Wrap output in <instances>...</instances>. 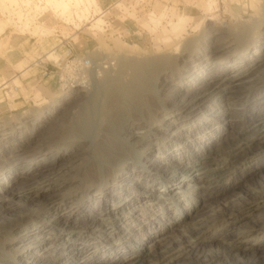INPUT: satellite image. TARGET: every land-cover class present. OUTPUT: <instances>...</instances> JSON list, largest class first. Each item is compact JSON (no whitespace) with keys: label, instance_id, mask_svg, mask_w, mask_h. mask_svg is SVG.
Segmentation results:
<instances>
[{"label":"bare ground","instance_id":"bare-ground-1","mask_svg":"<svg viewBox=\"0 0 264 264\" xmlns=\"http://www.w3.org/2000/svg\"><path fill=\"white\" fill-rule=\"evenodd\" d=\"M68 1L74 4L73 8L82 7L86 13H90L94 5V0ZM52 3L55 6L56 0ZM212 4L204 5V10H213ZM249 4L262 17L259 26L264 34V2L251 0ZM172 12L178 21L172 27V36L177 39L183 30L178 27L181 16L176 9ZM141 24L150 25V33L155 34L160 21L151 13ZM215 31L207 28L196 44L175 46L168 55L124 61V66L129 67L134 78L122 84L111 82L113 72L110 68H101L97 60H90V80H96L97 86L101 82L97 81L98 78L105 80L107 89L111 88L108 99L99 106L94 118L82 120L84 122L78 132L74 130L75 125L71 127L79 135V141H60L64 143V152H71L82 144L89 131L95 129L88 141V169L85 167L83 174L78 173L82 178H76L79 175L75 173V176L59 182L46 179L54 169L55 163L51 161L59 154L58 144L55 143L56 148L52 149V142L42 144L39 138L30 142V137H25V124L21 121L17 128L9 123L0 125V194L10 195L3 208L19 207L28 214L12 219L18 220L17 223L9 220L7 230L0 232L3 237L0 240V264H88L93 259L101 260L102 264H169L182 256L188 257L187 264L199 261L213 264L219 258L218 251L212 252L208 258L207 252L204 255L203 249L198 250L203 243L217 239L216 233L206 235L208 228L202 227L206 223L204 220L210 218L217 227L224 224L228 229L248 216V211H264V71L256 74L258 68H244L264 62V42L257 47L256 39L249 40L245 35L236 34L237 45L243 46L241 54H236L238 57L227 55V59L214 63L222 67L223 74L210 78L213 64L207 63L208 57L222 58V55L237 49H232V41H226L223 35L213 38ZM169 40H163L165 48L171 47ZM252 48L254 50L251 51ZM190 68L194 72L184 75ZM233 70L236 71L233 73ZM173 79L179 81L178 86L171 88L164 98L160 97ZM80 86L85 88L86 82L71 86L65 95L53 102L47 116H38V121L47 120L60 105L81 96L83 90L75 88ZM180 94L182 97L172 103L171 99ZM47 127L53 131L51 125ZM18 131L23 136L20 140L14 139ZM64 133L60 136L64 137ZM245 134L248 135L244 137ZM174 141L179 142L182 148L175 149ZM31 143L40 145V154L30 157L33 168L28 173L29 168L22 171L17 168L29 155L27 150ZM153 146H158L154 156L151 155ZM55 151L56 154L50 155V161L46 162L43 156ZM138 165L141 166L139 172L136 169ZM257 170H260L258 185L254 180L256 186H251L248 178L245 181L250 185L244 183V179L241 181ZM186 173L189 175L185 177ZM167 174L172 177L165 182ZM175 177L180 178L175 180ZM157 178L162 179L158 190L155 188ZM43 181L53 183H48L45 189H37L36 186ZM15 182L19 185L11 189ZM32 187L36 189L31 191ZM63 187L68 190L60 193L59 189ZM198 190L208 194L209 202L200 204V207L195 199ZM214 192L217 196L228 193L224 196L223 205L216 209L209 207L216 200H213ZM78 194L80 198L63 210L66 201ZM217 200L214 202L220 201ZM208 207L210 211H207ZM254 220V225L244 229L240 225L242 229L233 231L232 227L230 234L220 239L217 245L231 250V254L236 250L239 253L236 260L242 264L243 258L249 255L245 244L248 234L257 230L264 234V217ZM184 221L187 223L182 226ZM61 226L69 227L74 235L84 226L90 227L95 235L104 234L105 240L110 239L111 244L102 251L95 245V251H92L88 241L91 236L85 234L78 244V237L75 240L63 237L60 245L55 247L56 231ZM46 229L47 235L43 237ZM183 231L188 235L185 236ZM175 234L183 238L182 245L180 241H173L180 246L172 248ZM33 245L32 250L35 251L31 252ZM141 250L144 253H139ZM143 254L147 255V261L140 259ZM253 254L252 258H246L247 261L264 264V252L256 248Z\"/></svg>","mask_w":264,"mask_h":264},{"label":"rangeland","instance_id":"rangeland-1","mask_svg":"<svg viewBox=\"0 0 264 264\" xmlns=\"http://www.w3.org/2000/svg\"><path fill=\"white\" fill-rule=\"evenodd\" d=\"M52 1L54 0H0V35H2L5 31L6 33H11L13 39L15 40V46L13 45L14 49H18L20 38H33L35 40L38 38L43 39L60 36V38L70 37L71 40V51L65 55H59L55 52V50H50L43 52L42 56L38 58L39 55L34 51L32 56L35 59H31L33 66H39L42 63L40 66L43 67L39 66L37 68H29V70H32L22 77L18 76L17 78L15 77L16 74L14 73L17 69L21 68H0V77L3 79H9L7 85L5 82L0 84V125L9 123L10 125H13L17 128L19 126V122L21 121V123L25 124V137H30V142L39 139L43 142L42 144H44V142H46V144L48 142H52V149L56 148V145H54L55 143L58 144L59 154L56 155V158L53 161H51L52 163H55L54 169L52 170V174H50V176L48 175L45 177L46 179H51V181L59 182L62 179L68 178V176H75V173L76 176L79 175L78 173L83 174L84 169L88 167L87 165L90 161L88 141L89 137L92 136L93 131L95 130L94 128L89 131L90 133L87 136L88 138H83L85 140H83L82 144L79 145L75 150L67 153L63 150L65 148L63 142L66 141L73 143L75 141H79V135L75 134L76 131H73V126L75 125L74 127L76 128L74 130L77 129L78 132L83 122L87 120L86 118H90L91 116L94 118V116H96L99 111V106H101V104L106 102L108 99V91L111 88L107 89L105 80L98 78L97 81H101L99 86L96 85V80H90V69L92 68L90 60H97L101 68H106V66L110 68L113 72L111 82L114 81V84L130 82L134 78V74L130 69H128V66H124V61H129L134 58L138 59L139 57L151 59L156 58L157 56L160 57L161 55H168L174 51L173 49L175 46L183 47L184 44L187 43L196 44L203 32L207 28L211 27V29L218 31L214 32L215 34L213 38H218L223 35L226 41H232V49L237 47V49L234 50L235 52L227 53L225 56L222 55V58H214L213 56L208 57L207 63L213 64L210 78H213L215 75L217 78L223 74V71H221L222 67L219 68L215 64L219 63L221 60L227 59L226 57L229 55H236L238 53L241 54L243 46L241 47L236 43V39L240 34L247 36L250 38L249 40L256 39L257 42L255 46L257 47L262 45L264 42L262 39L264 34L263 31H261V27L259 26L260 22H262V17L257 14L256 8L252 9L250 4L248 5L251 0H94V5L91 8L90 13L84 12L82 7L73 8L74 4L69 3L68 0H56L55 6ZM66 2L69 5H67ZM261 2H264V0H261ZM208 3H213V10H204L203 6ZM258 5L260 6V4ZM173 9L178 10V14L181 16V24H179L178 27L183 29L181 30V34H179L177 39L172 36V27L178 23L177 18L173 16ZM216 10L217 12H215ZM151 13L155 14L160 21L158 31L155 34L150 33V25L146 26L141 24V21L145 20L146 17ZM208 19L211 21H208ZM238 23L241 24L239 25ZM256 26L258 27L256 28ZM242 27L244 28L242 29L243 31L241 30ZM252 31L254 33H251ZM243 32L247 34L250 33V35H247ZM236 34H238V36ZM234 37L235 39L233 40ZM165 39L171 40V47L165 48L164 44L162 43L165 41ZM252 50H254V48H252L251 51ZM235 57H238V55ZM244 68H258L257 70L255 69L257 71L256 74H260L264 71V62H260L258 64L253 63ZM259 68L262 69L260 70ZM235 71L236 70H233V73ZM193 72L194 71L190 68L187 70V72H185L184 75H191ZM128 74L131 77H129ZM82 81L86 82L85 88L84 86L75 87L77 90H83L81 96L75 98V100L72 99L73 101L70 100L67 104L60 105L57 111L48 117L47 120L42 119V121H38V116L48 115V113L52 110L53 102L57 98L65 95V93L70 90L71 86L81 85V83H83ZM178 82V80L173 79L172 83H168L167 87L162 90L160 97L164 98L169 93L171 88L178 86ZM85 94L87 97H83ZM181 97L182 94L175 95L171 99V102H174V100L180 99ZM232 107H234V105L230 106L229 109ZM93 120L94 119H92V123H94ZM50 125L53 127V131H50V128L47 127ZM67 129L73 132L66 131ZM62 133H64V137L60 136ZM246 135L248 134H245L244 137H246ZM22 137L23 136L19 133V131L15 132L14 139L20 140ZM172 144L173 146L175 145V149L182 148L180 146L181 144L177 141H174ZM39 148V144L36 145L35 143H31L29 150H27L30 151L29 155L24 162L19 163L17 169L22 171L29 168L28 173H30L33 168V163L30 157L36 155L37 153L40 154ZM153 149L154 150L151 155L154 156L157 154L158 146H153ZM55 154L56 151L46 154L43 157H45V161L48 162L51 159L50 155ZM81 166H84V168ZM71 167L72 170L70 169ZM77 167L79 168L78 170ZM136 169L139 172L141 170V166H136ZM72 171H74V173ZM259 171L260 170H257L253 172V174L243 177L241 181L243 179V181H245L248 178L247 182L250 181L249 183H251V186H256V183L258 185L259 176H257V174ZM69 173L71 175H69ZM59 175H64V177H60ZM80 175L76 178H82V175ZM167 175L168 176L164 179L165 182L172 177V175ZM188 175L189 173H186L184 176L186 177ZM255 176L257 177L254 178ZM179 178L180 177H175V180ZM51 181H43L36 187L37 189H45L48 186V183H53ZM161 181L162 179L158 178L155 181V184L157 185L155 188L157 190L160 189L158 184ZM247 182L245 181L244 183ZM249 183H247V185H250ZM17 184L19 185V182L13 183L10 186L11 189ZM36 187H32L31 191H34ZM239 188L241 189V187ZM66 189V187L59 189L60 193L66 192L68 190ZM81 189H83V185L81 186ZM227 194H218L219 196H217L214 192L212 194L215 195L213 200L215 198L217 200L218 198L220 201L217 200L218 202H214L216 201L214 200L209 204V207L211 208L213 206L212 208L216 209V207L222 206V203L224 202V196ZM0 196V232H5L7 230L9 220L16 219L20 214L25 215L26 211L20 209L19 207L12 209L7 208V210L4 209L3 206L6 204L5 202L10 199V195L2 192ZM207 196L208 194L202 190L196 191L195 199L197 201V206L200 207L201 205H206L209 203L207 202ZM79 198L80 194H78L77 197L67 200L63 210L66 209V205H69L71 202H74ZM209 207L207 208V211H210ZM230 216L234 217V214H231ZM260 217H264V211H258L256 213H254V211H248V216L244 217L242 220L232 226L233 231L254 225V219ZM17 221L18 220H12L11 223H17ZM204 221L206 223L202 227L208 228V230L205 232L206 235L211 236L212 234L216 233L217 239L215 238L203 243L198 247V250L205 249V251L202 250V252L204 255L207 252L208 258L212 256V252L214 253L215 251H218L220 259L217 258L213 264H239V259L236 260L238 258L237 254L239 253L236 250H232L231 254V250L227 251L224 248L217 246L220 244V239L230 234L232 227L225 229L224 227L226 225L224 224L218 225L217 227V225L213 224V221H211L210 218ZM185 223H187V221H184L181 223V225L183 226ZM240 225L243 227L240 228ZM31 226L32 225L29 227ZM215 227H217L218 230H215L217 229ZM82 229V231L79 229V233L74 235L69 227H59V229L56 231L57 243H55L54 246L58 247L63 237L66 239L68 238L69 240H75V238L78 237L76 239V243H79V240H81L80 237L83 235L85 236V234L86 236H91V239L88 241L92 245V251H95V245L97 249L102 251L106 250L111 244L110 239L105 240L106 237L104 238V234L100 235V233H97L95 235L94 229H90V227L87 226H84ZM169 229L171 230V227ZM47 232L48 229H46L43 233V237L47 235ZM182 233L185 235L184 231ZM262 233V230L251 232V234H248L247 238L245 239V244L249 253L248 257L246 256L247 259L254 256L253 251L256 248L260 249L261 252H264V234ZM187 235L188 234L186 232L185 236ZM154 236H156V234ZM175 236L174 238H176V240H172V248L177 246L179 247L180 245H177L178 242L183 240V238L178 237L177 234H175ZM2 238L3 237L0 236V240ZM173 241L178 242L174 243ZM14 244L17 245L16 242ZM34 247L35 245L31 246L29 251L34 252L35 250H32ZM139 253H144V251L141 250ZM250 255L251 257H249ZM146 257L147 255L143 254V257L141 256L140 259L147 261ZM232 258L235 259L233 260ZM246 258L244 257L242 262L244 264H252L251 261H247ZM188 260V257L182 256L178 259L171 260L169 264H187ZM200 262L201 261L198 263ZM203 263L206 264V262ZM88 264L102 263L101 260L93 259L89 260Z\"/></svg>","mask_w":264,"mask_h":264},{"label":"crops","instance_id":"crops-1","mask_svg":"<svg viewBox=\"0 0 264 264\" xmlns=\"http://www.w3.org/2000/svg\"><path fill=\"white\" fill-rule=\"evenodd\" d=\"M14 41L11 33H6L5 31L0 35V68H21L14 72L17 78L18 76L22 77L32 70H29V68H37L42 64L33 66L31 59L33 58L32 55L34 51L39 55L38 58L42 56L43 52L50 50H55L59 55H65L71 51L70 37L60 38V36H55L53 38H38L35 40L33 38H20L18 49L13 48ZM3 82L7 85L9 79L0 77V84Z\"/></svg>","mask_w":264,"mask_h":264}]
</instances>
